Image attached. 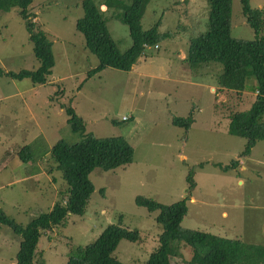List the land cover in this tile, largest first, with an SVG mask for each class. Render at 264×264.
<instances>
[{
	"label": "rangeland",
	"instance_id": "rangeland-1",
	"mask_svg": "<svg viewBox=\"0 0 264 264\" xmlns=\"http://www.w3.org/2000/svg\"><path fill=\"white\" fill-rule=\"evenodd\" d=\"M94 2L105 4L101 18L119 52H124L131 38L127 24L115 15L131 0ZM249 3L262 8L264 0ZM207 8L206 0H151L140 17L141 27L158 22L159 31L170 30L173 36L146 45L130 70L106 67L87 77L98 59L75 29L82 15L80 0H31L30 19L50 40L54 65L49 83L0 75L2 213L24 225L53 208L49 203L54 197L55 202L61 198L66 183L53 159L42 155L37 160L42 172L36 175L35 168V155H41L38 148L41 153V147L58 140L67 144L81 140L80 133L71 131L60 104L70 105L82 117L85 134L121 135L133 151L129 163L90 172L93 191L85 212L67 215L53 233L41 236L33 264H65L74 248L94 242L111 223L138 233L135 241L120 239L114 257L126 264H145L163 226L155 219L157 210L134 203L136 195L163 204L184 199L182 226L264 245V141L256 142L249 155L243 156L246 139L226 131L228 113L247 110L253 103L255 80H247L242 92L219 89L218 63L192 68L183 61L189 37L206 29ZM230 35H256L245 20L240 0L230 3ZM37 66L18 9L0 11V67L16 73ZM248 74H252L250 68ZM188 116L192 118L188 130L171 122L173 117ZM260 121L264 123V113ZM6 127L13 129L11 136L3 133ZM31 142L32 161L13 166L17 150ZM233 161L235 166L230 165ZM225 166L228 169L223 171ZM189 171L192 186L187 180ZM46 178L53 181L56 196ZM19 240L10 227L0 223V264H14ZM180 253L182 259H189L187 246L180 244Z\"/></svg>",
	"mask_w": 264,
	"mask_h": 264
},
{
	"label": "trees",
	"instance_id": "trees-1",
	"mask_svg": "<svg viewBox=\"0 0 264 264\" xmlns=\"http://www.w3.org/2000/svg\"><path fill=\"white\" fill-rule=\"evenodd\" d=\"M150 1L131 0L130 5L115 15L127 24L131 38L130 45L121 53L101 18V12L107 8H100L105 4H95L94 0H80L82 15L76 19L75 29L81 32L86 49L98 59L97 66L87 72V77L106 67L130 70L143 54L146 45L157 44L161 39L173 36L170 30L159 31L158 22L149 28L141 27L140 17ZM30 2L31 0H0V11H8L11 7L18 9L38 66L34 70H20L16 73L3 71L0 67V75H9L15 79L27 77L34 84H43L48 81L54 58L50 40L30 19ZM230 3L231 0H206V29L189 37L183 61L192 68L209 62L218 63L221 66L216 79L219 89L242 92L247 88V80L254 78L255 83L251 86L255 91L253 103L247 110L228 113L226 127L228 134L246 139L242 155L248 156L256 142L264 141V123L260 121L264 113V33L259 34L261 30L264 32V5L262 8H252L249 0H240L245 20L256 32L253 38H243L230 35ZM249 68L252 70L251 75L248 74ZM60 106L71 131L80 133L81 140L75 144L58 140L41 150L40 154H47L53 159L66 183L61 198L57 199L53 208L38 213L24 225L14 223L0 210V223L10 227L20 238L14 264H33L41 236L53 233V229L63 224L67 215H83L93 191V183L89 178L93 169L112 170L132 160L133 151L123 136L97 137L93 133L85 134L82 117L70 105ZM171 122L188 130L192 118L173 117ZM33 145L31 142L20 147L17 152L20 161H32ZM236 164L233 161L230 165ZM221 169L226 171L228 166ZM190 179L189 171L187 180L192 186ZM134 203L149 211L157 210L155 219L163 226L158 245L145 264H264V245L182 226L180 220L186 212L184 199L163 204L152 198L136 195ZM137 238L135 230L129 231L116 223L108 224L94 242L74 248L65 264H126L114 257V249L120 239L135 241ZM180 244L189 248L188 260L180 257Z\"/></svg>",
	"mask_w": 264,
	"mask_h": 264
},
{
	"label": "crops",
	"instance_id": "crops-1",
	"mask_svg": "<svg viewBox=\"0 0 264 264\" xmlns=\"http://www.w3.org/2000/svg\"><path fill=\"white\" fill-rule=\"evenodd\" d=\"M184 59V58H183ZM48 83L50 82V81H47ZM60 110H62V107L60 106ZM10 127V126H9ZM11 131H13V129H11V128H5V130H4V132L3 133H5L7 136H11L12 135V132ZM40 137H41V140L42 141H44V137H43V135L41 134L40 135ZM12 143L15 145L16 144V142H15V140H12ZM45 147H49L48 145H45ZM43 149V147H41V149L40 150H42ZM12 152H14V149H12ZM17 152H18V150H17ZM37 154H40L39 153V148H38V152H37ZM42 156V154L41 155H38L37 157H36V155H35V162L37 163L36 164V175L37 174H40L42 171H39L40 169H39V162L37 161V160H39L38 159V157H41ZM18 157V156H17ZM3 159V158H2ZM4 160H5V158H4ZM14 161H15V164H13V166H19V163H20V159L19 158H14ZM35 176V175H34ZM34 178V180L35 181H37V178L36 177H33ZM46 181H48L49 182V184H51V183H53V181H51L49 178H46ZM8 183H11V181H9ZM51 185H53V184H51ZM50 190H53V194H54V196H56L57 195V192H56V189H55V187H54V185L53 186H51V189ZM55 199H56V197H54V199L53 200H50V203H49V206L50 207H53L54 206V203H55ZM49 208V207H48Z\"/></svg>",
	"mask_w": 264,
	"mask_h": 264
},
{
	"label": "bare ground",
	"instance_id": "bare-ground-1",
	"mask_svg": "<svg viewBox=\"0 0 264 264\" xmlns=\"http://www.w3.org/2000/svg\"><path fill=\"white\" fill-rule=\"evenodd\" d=\"M102 8H104V7H102Z\"/></svg>",
	"mask_w": 264,
	"mask_h": 264
}]
</instances>
